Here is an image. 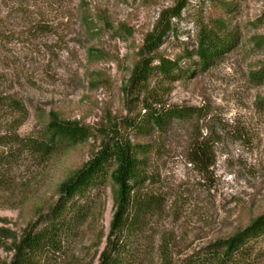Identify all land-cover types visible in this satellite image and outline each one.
Masks as SVG:
<instances>
[{"label":"rangeland","instance_id":"obj_1","mask_svg":"<svg viewBox=\"0 0 264 264\" xmlns=\"http://www.w3.org/2000/svg\"><path fill=\"white\" fill-rule=\"evenodd\" d=\"M176 0H0V227L16 237L57 198V184L87 160L106 134L151 142L144 189L158 208L137 236L138 264H178L190 251L226 237L264 214V0H187L155 55L181 56L174 80L150 77L128 88L131 67L158 11ZM223 18L235 43L206 67L191 52L197 28ZM156 59L153 60V63ZM188 103L200 115L163 132L135 133L126 119L141 100ZM49 112L87 124V140L40 160L14 150L10 138L34 133ZM206 139L214 162H189L195 139ZM109 178L92 212L67 235L49 264H96L115 209ZM11 237V236H10ZM0 240V264L11 238ZM264 264V235L255 245ZM166 260L164 261V258Z\"/></svg>","mask_w":264,"mask_h":264},{"label":"trees","instance_id":"obj_2","mask_svg":"<svg viewBox=\"0 0 264 264\" xmlns=\"http://www.w3.org/2000/svg\"><path fill=\"white\" fill-rule=\"evenodd\" d=\"M186 2L176 0L174 4L161 8L150 30L145 33L139 57L128 77V88L133 92L147 90L152 76L174 80L183 75L186 68L178 65L181 56L169 58L154 52L163 37L174 29L172 20L181 16ZM197 31L194 50L183 55L191 57L195 54V63L200 67H206L236 41L235 31L227 27L223 18H216L209 24L201 23ZM252 76L262 81L264 65ZM259 103L264 109V98ZM140 108L142 113L127 118L126 125L133 132L144 135L151 130L163 132L172 124L184 123L201 113L193 104L165 102L158 97L148 101L142 99ZM91 134L89 125L49 112L46 121L34 133L14 135L10 141L14 143L15 152L26 151L44 160L86 141ZM151 147V142H132L127 137L106 134L90 157L57 184L56 200L45 211H40L34 220L28 221L16 237L0 227V240L11 236V255L5 264H49V255L59 250L61 241L75 233L92 212L99 187L107 178L114 186L115 209L96 264H138L137 236L159 202L158 195L143 186L145 180L152 178L147 169ZM188 160L198 170H205L214 162L213 150L205 138H196L192 142ZM1 180L0 172V184ZM262 235L264 214L233 234L215 238L190 251L178 264H256L261 251H257L255 245ZM163 258L165 261L166 257Z\"/></svg>","mask_w":264,"mask_h":264}]
</instances>
